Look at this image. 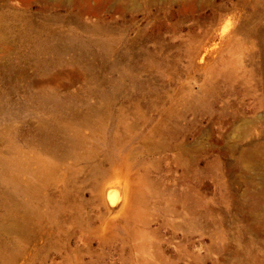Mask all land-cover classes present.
I'll list each match as a JSON object with an SVG mask.
<instances>
[{
  "label": "rangeland",
  "instance_id": "1",
  "mask_svg": "<svg viewBox=\"0 0 264 264\" xmlns=\"http://www.w3.org/2000/svg\"><path fill=\"white\" fill-rule=\"evenodd\" d=\"M0 264H264V0H0Z\"/></svg>",
  "mask_w": 264,
  "mask_h": 264
},
{
  "label": "water",
  "instance_id": "2",
  "mask_svg": "<svg viewBox=\"0 0 264 264\" xmlns=\"http://www.w3.org/2000/svg\"><path fill=\"white\" fill-rule=\"evenodd\" d=\"M219 27H220V21H217V23L215 24V26L213 27V29H212V31H211V35H212V36L218 31ZM207 46H208L207 43H204V44L202 45V47H201V49H200V51H199V54H198L199 57H201V56L204 54V52H205Z\"/></svg>",
  "mask_w": 264,
  "mask_h": 264
}]
</instances>
